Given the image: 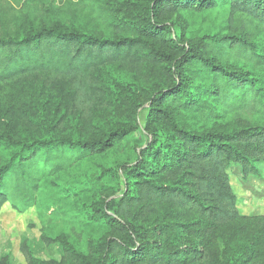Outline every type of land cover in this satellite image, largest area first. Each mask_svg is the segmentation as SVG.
Returning a JSON list of instances; mask_svg holds the SVG:
<instances>
[{
	"label": "trees",
	"instance_id": "1",
	"mask_svg": "<svg viewBox=\"0 0 264 264\" xmlns=\"http://www.w3.org/2000/svg\"><path fill=\"white\" fill-rule=\"evenodd\" d=\"M214 11L225 22L203 35L178 19ZM117 17L106 15L112 30L104 36L57 23L0 38V85L64 91L63 109L79 121L74 135L62 133V119L48 131L50 116L30 112L44 98L51 108L53 96H13L17 105L0 112V210L26 212L42 185L131 137L145 96L150 139L122 167L119 196L86 202L64 219L74 237L63 243L66 263L264 264V216L240 214L228 174L234 164L245 177L258 173L264 127L197 132L179 119L264 114V76L236 64L241 57L264 68L255 41L264 33V0H131ZM112 67L139 81L142 95L107 80ZM23 120L37 125V136L20 131ZM91 228L103 236L88 237Z\"/></svg>",
	"mask_w": 264,
	"mask_h": 264
},
{
	"label": "rangeland",
	"instance_id": "2",
	"mask_svg": "<svg viewBox=\"0 0 264 264\" xmlns=\"http://www.w3.org/2000/svg\"><path fill=\"white\" fill-rule=\"evenodd\" d=\"M131 0H0V38L22 34L30 28L40 29L44 26L61 24L66 27H78L84 31L97 35H107L112 30L108 25L107 14L117 17L121 8ZM118 18V17H117ZM180 22L192 29L206 30L225 22L219 12L205 14H182L178 17ZM255 41L264 46V33L256 34ZM236 64L251 73L264 76V68L247 60L237 57ZM107 80L124 85L130 89H138L141 83L128 76L119 68L112 67L104 71ZM39 88L15 84L0 85V112L4 113L8 106L17 105L13 96H53L49 100L51 105L45 106L46 100L33 108L35 120L42 116H50L52 125L50 130L57 128L59 120H64V135H74L79 127L77 116H70L63 109V102L58 96H66L64 91L49 92L38 91ZM45 91V92H43ZM142 108L138 112L140 129L131 137L118 144L111 151L84 159L80 164L59 175L50 183L42 185L37 195V203L24 213L15 210L10 204H5L0 210V264H67L65 247L63 243L71 242L70 225L64 222L67 216L78 214L85 209V203L96 202L100 197L115 199L120 195L121 170L123 166L133 164L137 155L145 148L148 139L146 122L148 117V103L142 97ZM12 112V110L10 109ZM236 112V115L218 114H180V122L197 132L214 129L226 130L228 128L242 129L246 125L264 127V114L255 111ZM22 121L20 131L27 130L32 136H37L36 126ZM39 125L40 123L37 122ZM159 129L167 133L170 126L164 120L158 124ZM6 127H0L5 132ZM37 131V132H36ZM10 151L4 154L7 160ZM258 173L245 177L239 165H232L229 170V179L232 189L237 197V207L242 216H264V159L255 164ZM102 192L96 190V185H102ZM73 189L80 190L81 197L74 199L71 196ZM86 229L83 236H85ZM93 238L103 236V231L90 229ZM86 236V237H87ZM49 240V243L46 240ZM87 241L89 239L87 238Z\"/></svg>",
	"mask_w": 264,
	"mask_h": 264
}]
</instances>
